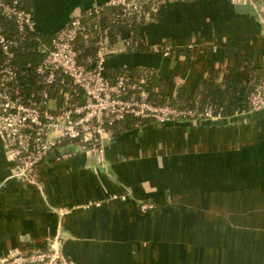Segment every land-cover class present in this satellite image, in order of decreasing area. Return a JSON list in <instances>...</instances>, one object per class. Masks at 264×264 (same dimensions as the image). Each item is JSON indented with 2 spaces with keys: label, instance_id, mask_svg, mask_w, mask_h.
<instances>
[{
  "label": "crops",
  "instance_id": "0c3cea01",
  "mask_svg": "<svg viewBox=\"0 0 264 264\" xmlns=\"http://www.w3.org/2000/svg\"><path fill=\"white\" fill-rule=\"evenodd\" d=\"M103 1L23 3L36 31L51 36L74 11ZM124 37L107 71L149 69L162 98L226 74L251 92L264 76V25L232 0H160ZM167 41L170 56L151 49ZM56 153L33 179L14 178L0 138V259L42 250L62 232L75 264H264V114L226 125L136 124L109 141L105 165ZM145 201L156 207L142 212Z\"/></svg>",
  "mask_w": 264,
  "mask_h": 264
},
{
  "label": "built area",
  "instance_id": "2783aa9c",
  "mask_svg": "<svg viewBox=\"0 0 264 264\" xmlns=\"http://www.w3.org/2000/svg\"><path fill=\"white\" fill-rule=\"evenodd\" d=\"M159 1L105 0L81 11L48 43L39 41L37 49L43 58L33 69L37 88L26 92L23 81L27 75L23 77L15 61L26 34L36 30L35 21L23 0H0V20L9 21L14 27L10 29L0 22V138L13 163L14 178L33 179L53 152H57L55 160L89 153L105 165L107 144L117 134V126L129 117L136 119L137 124L225 117L210 104L181 108L155 99L148 88L152 71L108 76L106 61L116 49L103 23L106 12L112 11L115 20L139 21L150 18ZM232 2L252 4L258 21L264 25V16L254 0ZM80 39L86 46L93 45L92 54L84 61L77 48ZM124 42L132 46L131 39ZM186 47L192 50L194 45ZM174 48L172 41L151 47L164 56H170ZM213 49L217 50V45ZM263 108L264 76L251 90L247 108L236 114ZM154 207L150 201L140 203L142 212ZM61 238L48 240L42 250L13 252L0 259V264H75L65 255Z\"/></svg>",
  "mask_w": 264,
  "mask_h": 264
},
{
  "label": "trees",
  "instance_id": "16d2710c",
  "mask_svg": "<svg viewBox=\"0 0 264 264\" xmlns=\"http://www.w3.org/2000/svg\"><path fill=\"white\" fill-rule=\"evenodd\" d=\"M144 20V18L140 19L139 21L135 19L127 21L125 18L115 20L114 17H112V11L106 12L103 17V23L109 29L111 42L113 44L117 43L118 40L123 38L128 31L134 30L137 26L144 23ZM0 22L7 24L10 29H14L11 22L4 19H1ZM52 36L53 35L47 36L44 33L38 32L36 30H30L26 34V38L23 41V44L20 45V47L17 49V57L15 63L19 71L23 73V77L27 75L23 81L26 92L37 88L35 87V75L33 69L34 66L39 61H41L40 59L43 56V53L37 49L38 44L40 43L39 41L41 40L44 42H49ZM77 48L81 51L80 59L82 61L86 60L93 51L92 48L90 46H86L84 44V41L81 39L77 43ZM229 58L232 62H236L240 59L238 53L233 50L230 52ZM233 66H235V63L233 64ZM143 71H148L150 73L151 70L145 68H121L115 70L114 73L117 74L123 72L131 73L133 75H140ZM107 74L109 77H114L115 75H111L108 71ZM150 75L151 76H149L150 78L148 88L152 93V97H154L155 99H159L160 101H168L169 103L177 107L203 108L207 104H210L216 110L221 111L224 116H233L236 114V112L242 111L248 106V96L250 92L245 90L244 92L240 93L239 88L241 87L242 82L230 74H226L224 76L223 83L221 84L218 83L217 79L214 77L198 84L192 91L191 86L184 84L182 85L178 96L176 98L170 99H167L166 97L162 98V96L153 91L152 83L153 79L156 78V75L154 72ZM136 124V119L129 117L117 126V133L124 129H130Z\"/></svg>",
  "mask_w": 264,
  "mask_h": 264
},
{
  "label": "water",
  "instance_id": "95a60500",
  "mask_svg": "<svg viewBox=\"0 0 264 264\" xmlns=\"http://www.w3.org/2000/svg\"><path fill=\"white\" fill-rule=\"evenodd\" d=\"M254 2L256 4L258 10L260 11V13L264 16V4L260 0H254ZM234 4H235V8H236L237 12L249 13V14L253 15L255 17V19L258 20V15H257L254 7L252 6V4H250V3H234ZM81 11H82L81 9L74 11L71 14L69 20L71 18L75 17L76 15H78ZM67 23H68V21H67ZM256 112L264 114V108L261 110H258V111H253L252 113L249 112V113H244V114L227 116V117H223V118H219V119H193V120H175V121H184V122L194 123V124H198V125H226V124H231V123H234L237 121H242L248 117H252L253 113H256ZM67 150H72V149H67ZM59 236L63 237V233L60 232Z\"/></svg>",
  "mask_w": 264,
  "mask_h": 264
},
{
  "label": "rangeland",
  "instance_id": "374dc122",
  "mask_svg": "<svg viewBox=\"0 0 264 264\" xmlns=\"http://www.w3.org/2000/svg\"><path fill=\"white\" fill-rule=\"evenodd\" d=\"M26 9H27V8H26ZM27 10H28V9H27ZM62 27H63V26H62ZM58 30H59V29H58ZM121 44L123 45L124 43H121ZM147 122H151V121H147ZM155 122H156V121H155ZM115 135H116V134H115ZM115 135H114V137H115ZM152 203H154V202H152ZM154 204H155V203H154ZM155 207H156V204H155ZM155 207H154V208H155ZM154 208H153V209H154ZM64 253H65V252H64ZM65 255L67 256L68 259H70V257H69L66 253H65ZM70 260H71V259H70Z\"/></svg>",
  "mask_w": 264,
  "mask_h": 264
}]
</instances>
